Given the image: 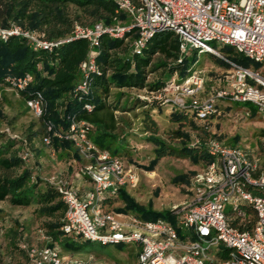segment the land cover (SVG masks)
I'll use <instances>...</instances> for the list:
<instances>
[{
	"label": "built area",
	"instance_id": "2783aa9c",
	"mask_svg": "<svg viewBox=\"0 0 264 264\" xmlns=\"http://www.w3.org/2000/svg\"><path fill=\"white\" fill-rule=\"evenodd\" d=\"M112 1L118 11L127 15V23L110 26L98 23L92 28L75 25L68 39L55 43L44 41L14 24L0 30V37L3 40L9 36L23 37L35 51H51L61 44L85 40L90 52L80 65L83 80L74 89L80 100L89 94L92 75L100 73L95 58L103 35L122 40L135 32L136 37L131 42L135 56H142L155 36L172 33L178 39L177 63L191 50L219 55L221 49L209 45L215 42L254 63L264 64V0H139L138 4L130 0ZM226 62L234 72L229 87L215 89L205 99L197 97L203 80L195 72L181 82H177L176 76L171 78L161 91L151 92L150 97L173 111L191 112L196 121H206L215 115L216 105L222 101L251 104L264 117V77L229 60ZM32 81V76L26 74L7 79L6 83L9 89L20 94ZM169 92L176 95L169 97ZM25 103L34 117L41 116L38 99ZM84 109L91 111L93 107L86 104ZM88 131L85 122L73 120L64 135L54 133L59 139L70 141L87 161L78 175L92 184V190L81 198L78 188L59 176L46 180L66 206L60 228L64 234L102 247L135 245L137 264H264V168L251 156L252 151L224 146L218 140L210 141L206 154L211 161L193 178L196 198L181 212L174 210L177 216L174 223L142 221L136 217L126 218V221L105 211L103 203L120 187L133 185L135 172L109 152L99 151L87 138ZM5 132L12 139H20L8 130ZM44 142L49 144L50 138H45ZM260 146L264 150V138ZM19 156L28 163L32 154L24 150ZM248 212L255 220L250 229H246L250 223L246 220ZM219 245H224L225 249L213 254V247ZM22 248L29 264H82L65 260L55 249ZM0 264H4L1 257Z\"/></svg>",
	"mask_w": 264,
	"mask_h": 264
},
{
	"label": "trees",
	"instance_id": "16d2710c",
	"mask_svg": "<svg viewBox=\"0 0 264 264\" xmlns=\"http://www.w3.org/2000/svg\"><path fill=\"white\" fill-rule=\"evenodd\" d=\"M130 1L134 4L139 3V0ZM127 18L124 12L117 10V6L112 0H0V30L8 29L14 24L51 43L68 39L75 25L92 28L95 24L103 23L110 26L118 22L127 23ZM135 37V32H132L122 40L106 35L100 38V46L96 49L97 56L95 58L100 73L92 75L89 94L81 100L75 96L74 89L83 80L80 65L87 60L90 52L85 40L80 39L61 44L51 51H35L29 41L23 37L9 36L6 40L0 37V87H7V79L22 77L26 74L32 76L33 81L19 95L25 102L38 99L41 104L42 114L37 118L42 130L41 143L48 149L71 153L68 161L75 165L74 172L77 174L79 169L87 164V161L78 154L70 141L54 136V133L64 135L73 120L85 122L89 126L87 138L99 151H107L113 157L121 159L119 156L122 152L120 147L124 144L126 136L120 123L125 126L128 124L123 117L117 116V112H131L133 109L148 108L141 112V124L143 131L149 133L147 141L156 147L155 158L151 160L150 166L153 168L157 161L168 155L166 150L175 153L172 148H167L165 141L158 136V126L151 117V111L154 112L163 105L155 100L147 102L137 97L127 98V95L121 91L159 92L169 82L170 77L177 72H179V76H177L183 80L191 76V68L195 63L196 56L190 64L187 56L182 58L181 63H177L178 39L172 33L155 36L148 43L143 55L135 56L131 49V42ZM172 44H176V46L170 48L174 51L168 53V58L174 59L177 63L176 66L169 69L166 81L147 85L144 66L152 55L158 53L164 46L170 47ZM224 54L227 60L248 69L250 60L247 58L235 53L232 49ZM113 90L116 92L112 93ZM113 95L116 100L110 102ZM123 97L128 99V102L120 108L119 101ZM129 103H131L130 107L127 106ZM86 104L92 105L93 109L85 110L84 105ZM248 110L251 111V114L256 111L253 107ZM171 120L180 125V128L191 130L195 135V140L191 142L188 133L182 132L183 130L175 132L176 138L184 140L180 155L193 164L203 163L206 167L211 161V158L206 154L207 144L217 139L208 133L207 127L197 126V123L204 121H196L191 112L185 109L174 110ZM48 127H51V131H48ZM36 135L30 134L28 137H23L24 139H12L4 130H0V138L5 140H0V202L8 200L11 205L17 207H27L35 203L39 205L38 214L41 217L55 219L54 222L50 221L44 224L50 241L45 246L38 248H51L59 251V244L68 242V253L77 254L91 251L85 246H81L74 237L66 235L60 230L66 212V206L61 200L60 194L47 182L43 183L38 180V175L29 171L27 163L19 156L24 150L31 154L33 151L31 144L35 141L33 137ZM47 137L50 138L49 144L44 142ZM195 141H197L196 144ZM257 153L264 156L261 146L256 152L252 151L251 153L254 160L259 161ZM260 167L264 168V161H260ZM17 171L20 172L17 174ZM58 176L66 180L63 174ZM42 183L44 188L40 191L38 186ZM129 187H133V185L125 184L116 191L114 196L104 201L103 207H108L106 211L113 214L122 213L127 218L136 217L142 221L157 218H163L171 223L176 221L177 216L174 214V210L157 212L150 205L142 206L137 203L128 193L127 188ZM115 202H120L123 207L111 208ZM246 220L250 221L246 229H250L255 221L252 213H246ZM22 246H34L26 244L19 246V249L24 252L25 262L23 264H29ZM123 247L125 246L118 245L116 249L119 251ZM136 249L138 248L136 247Z\"/></svg>",
	"mask_w": 264,
	"mask_h": 264
},
{
	"label": "rangeland",
	"instance_id": "374dc122",
	"mask_svg": "<svg viewBox=\"0 0 264 264\" xmlns=\"http://www.w3.org/2000/svg\"><path fill=\"white\" fill-rule=\"evenodd\" d=\"M209 45L217 50L221 49L218 52L219 55L208 53H197L196 55L195 50L188 51L186 55L189 64L194 61L196 56L191 69L192 73L195 72L203 80L202 90L197 95L198 99L201 100L209 97L215 89L228 88L234 74L231 66L226 62L227 59L224 54L231 48L220 47L215 42H210ZM175 46L176 44H172L170 47L164 46L158 53L149 58V62L144 66L147 85L167 80L166 76L169 69L177 64L174 59L168 58V53L174 51L170 48ZM248 69L264 77V64H255L249 61ZM177 75L179 76V72L170 78L176 76L177 82H181L183 78ZM115 92V90L112 91V93ZM121 93L127 95V98L142 97L145 100H153L150 97L153 94L151 95L148 90L141 92L123 90ZM168 95L174 97L176 94L169 92ZM115 100L113 95L109 101L114 102ZM127 102L128 99L123 97L119 101L120 108ZM130 105L131 103L127 106L130 107ZM250 107L253 106L251 104L220 102L217 113L208 120L197 123V126L207 127L208 133L226 146L256 152L264 138V117L258 111L251 114V111L248 110ZM147 109L138 108L131 112H117V116L123 117L128 124L125 126L120 123L126 136L124 144L120 147L122 151L119 155L120 160L126 168L133 170L136 175V182L133 187L127 188V191L137 203L142 206L150 205L154 211L177 210L181 212L194 202L196 193L192 186L193 178L205 166L203 163L193 164L180 155L184 140L176 138L175 132L183 130L182 132L188 133L191 142L195 140V135L191 130L182 129L180 125L171 120L173 109L163 106L154 112L151 111V117L158 126V136L165 141L167 148H172L175 152L166 150L168 155L157 161L152 168L150 162L155 158L154 150L156 147L147 141L149 133L143 131L141 124V112ZM0 130H8L12 135L22 139L30 134H37L33 137L35 141L31 144L33 157L27 165L29 171L38 175H36L38 180L44 183L47 179L58 176L59 173L63 174L60 171L62 167H66L71 153L48 149L41 143L40 121L33 116L21 96L5 86L0 87ZM0 140L5 141L2 137ZM257 156L259 161H264L263 154L257 153ZM150 168L152 170H149ZM43 183L39 184L38 190L41 191L44 188ZM120 207H122L120 202L111 205V208L114 209ZM38 208L39 205L35 203L27 207H17L11 205L8 200L0 202V256L6 260L8 256H11L10 264H23L25 262L24 252L19 249L20 245L43 247L50 241L44 224L50 221L54 222L55 219L41 217L38 214ZM228 209L227 207L226 211ZM124 220L127 221V219ZM159 220L169 222L163 218L155 219L156 222ZM78 241L81 246H85L91 251L77 254L68 253V242L61 243L59 244V252L65 260H76L82 264H137L136 252L138 249L135 245L125 246L118 251L116 246L102 247L82 239ZM224 249V245L213 247V254Z\"/></svg>",
	"mask_w": 264,
	"mask_h": 264
},
{
	"label": "crops",
	"instance_id": "0c3cea01",
	"mask_svg": "<svg viewBox=\"0 0 264 264\" xmlns=\"http://www.w3.org/2000/svg\"><path fill=\"white\" fill-rule=\"evenodd\" d=\"M75 165L71 163V161H68L66 164V167H62V170L60 172L63 173V175L66 178V181L73 184L75 187L79 190V195L82 198L88 191L92 190V184L91 182L86 179L85 177L79 176L76 172H74ZM61 174V173H59ZM123 207V206H122ZM121 207V208H122ZM105 211L108 209L107 206L104 207ZM119 219L124 220L127 218L124 214H116ZM132 216V215H129ZM128 216V217H129ZM9 258V259H8ZM7 260L2 256V260L4 264H10L11 256H8Z\"/></svg>",
	"mask_w": 264,
	"mask_h": 264
}]
</instances>
